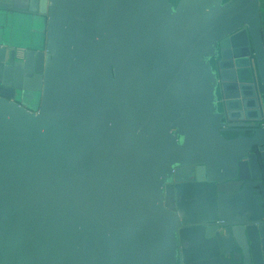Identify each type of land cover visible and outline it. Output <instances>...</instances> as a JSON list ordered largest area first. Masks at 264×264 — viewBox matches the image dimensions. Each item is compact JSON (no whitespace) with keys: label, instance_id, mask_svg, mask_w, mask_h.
Wrapping results in <instances>:
<instances>
[{"label":"water","instance_id":"95a60500","mask_svg":"<svg viewBox=\"0 0 264 264\" xmlns=\"http://www.w3.org/2000/svg\"><path fill=\"white\" fill-rule=\"evenodd\" d=\"M256 80L260 0H0V264H264Z\"/></svg>","mask_w":264,"mask_h":264},{"label":"crops","instance_id":"0c3cea01","mask_svg":"<svg viewBox=\"0 0 264 264\" xmlns=\"http://www.w3.org/2000/svg\"><path fill=\"white\" fill-rule=\"evenodd\" d=\"M260 6H261V0H260ZM262 19V17H261ZM19 32L25 31L28 28V24L26 21L17 19L15 26L13 27ZM23 33V32H22Z\"/></svg>","mask_w":264,"mask_h":264},{"label":"flooded vegetation","instance_id":"af4514ba","mask_svg":"<svg viewBox=\"0 0 264 264\" xmlns=\"http://www.w3.org/2000/svg\"><path fill=\"white\" fill-rule=\"evenodd\" d=\"M262 22H264V20L261 19V24ZM261 30H262V41H264V29L261 28ZM252 67H253V62H252ZM256 86H257V90L259 92L260 98L262 100L261 102H264V91H262L258 80H256Z\"/></svg>","mask_w":264,"mask_h":264},{"label":"rangeland","instance_id":"374dc122","mask_svg":"<svg viewBox=\"0 0 264 264\" xmlns=\"http://www.w3.org/2000/svg\"><path fill=\"white\" fill-rule=\"evenodd\" d=\"M260 14H261L262 20H264V0H261ZM261 28L264 29V22H262ZM13 31L18 32L16 29H13ZM261 32H262V30H261ZM30 106L32 107V105H30Z\"/></svg>","mask_w":264,"mask_h":264}]
</instances>
